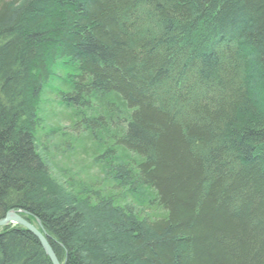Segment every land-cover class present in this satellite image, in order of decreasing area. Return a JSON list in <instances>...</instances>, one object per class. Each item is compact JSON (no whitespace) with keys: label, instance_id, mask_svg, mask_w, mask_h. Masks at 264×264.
Masks as SVG:
<instances>
[{"label":"trees","instance_id":"trees-1","mask_svg":"<svg viewBox=\"0 0 264 264\" xmlns=\"http://www.w3.org/2000/svg\"><path fill=\"white\" fill-rule=\"evenodd\" d=\"M52 81L49 112L85 133L67 143L91 146L102 189L62 185L39 153ZM12 210L61 264H264V0H0V219ZM0 264L52 262L9 226Z\"/></svg>","mask_w":264,"mask_h":264},{"label":"rangeland","instance_id":"rangeland-1","mask_svg":"<svg viewBox=\"0 0 264 264\" xmlns=\"http://www.w3.org/2000/svg\"><path fill=\"white\" fill-rule=\"evenodd\" d=\"M49 95V93L44 92V99H48L47 97ZM50 102L62 109L59 101L58 103H53V100ZM49 111L50 109L47 107L46 110H44L45 117H43L47 118V120L45 119V125L40 133L37 146L52 177L62 185L67 187L72 185L74 189L76 187L78 190L80 187L83 189L101 188L100 186L105 185L110 180L114 181V178L109 174L108 170L105 169L102 171L94 163L96 158H93L94 154L89 144L85 151L80 149L78 153H74V148L71 144L68 145L67 142L71 139L69 135L73 137L78 136L80 139V137L82 138L85 136V133L74 131L70 121L61 118L59 115L53 116ZM66 138L68 139L66 140ZM115 192L121 193L123 196H130V198L133 199V201L130 199V202L135 201L132 203L135 209L139 211L143 210L146 215H150L153 211V202L148 205L149 199H147V191H134L131 187H128L122 192ZM151 198L153 199L152 196ZM138 203L142 207L139 206Z\"/></svg>","mask_w":264,"mask_h":264},{"label":"bare ground","instance_id":"bare-ground-1","mask_svg":"<svg viewBox=\"0 0 264 264\" xmlns=\"http://www.w3.org/2000/svg\"><path fill=\"white\" fill-rule=\"evenodd\" d=\"M60 88V85H57L56 84V82H53L52 81V83H51V85H49L48 87H46L45 88V91L44 92H47V93H49L50 95L47 97L48 99H44V95H43V98H42V101H43V111L44 110H46V107L48 108V109H50V107L51 106H53L52 105V103L50 102V101H52L53 100V103H58V99H57V97H58V95L57 94H61V89H59ZM54 95L56 96V97H54ZM57 116V115H56ZM65 136H66V134H64ZM38 143V142H37ZM10 212V211H9ZM22 212L23 213H21V216H22V218H24V220L25 221H27L28 223H30L31 225H33V227L35 228V229H37L44 237H45V239L47 240V242L49 243V245L51 246V244H50V242H49V237H48V234L46 233V231L44 230V228H43V226H42V224H41V222H39V220H37L38 222V226H39V228L41 229V231H40V229H38V227H36L33 223H31L30 221H28L29 219H27V217L29 216L28 215V213L27 212H25V211H23L22 210ZM8 213V212H7ZM7 215V214H6ZM6 217V216H5ZM21 227V228H24L25 230H27V231H29L26 227H24V226H22V225H20V224H18V223H16V222H9L7 225H5V226H0V229H3V228H6V227ZM30 233H32L31 231H29ZM33 234V233H32ZM34 235V234H33ZM35 236V235H34ZM36 237V236H35ZM37 238V237H36ZM38 239V238H37ZM39 240V239H38ZM39 242H40V240H39ZM40 244H41V242H40ZM41 246H42V244H41ZM42 248L44 249V247L42 246ZM51 248H52V246H51ZM53 249V248H52ZM44 251H45V249H44ZM54 251V250H53ZM45 254L48 256V254H47V252L45 251ZM56 254V253H55ZM57 256V255H56ZM48 258L50 259V257L48 256ZM50 261H51V259H50ZM52 262V261H51ZM53 264V263H52Z\"/></svg>","mask_w":264,"mask_h":264},{"label":"water","instance_id":"water-1","mask_svg":"<svg viewBox=\"0 0 264 264\" xmlns=\"http://www.w3.org/2000/svg\"><path fill=\"white\" fill-rule=\"evenodd\" d=\"M21 213H23V212L22 211H16V210H12V211L8 212L6 217L0 219V226H5L9 222H16V223L26 227L29 231H31L40 240L42 246L44 247L45 251L47 252L48 256L50 257L52 263L53 264H61L58 257L56 256L55 252L53 251V249L51 248V246L49 245V243L45 239V237L37 229H35L33 227V225H31L30 223L25 221L24 218H22Z\"/></svg>","mask_w":264,"mask_h":264}]
</instances>
